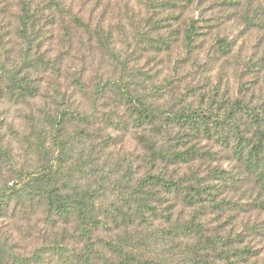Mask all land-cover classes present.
I'll list each match as a JSON object with an SVG mask.
<instances>
[{"label":"trees","instance_id":"16d2710c","mask_svg":"<svg viewBox=\"0 0 264 264\" xmlns=\"http://www.w3.org/2000/svg\"><path fill=\"white\" fill-rule=\"evenodd\" d=\"M69 1L18 0L9 33L1 21L6 7L0 9V101L29 107L21 126L0 117V264H169L159 253L162 242L177 251L173 256L180 257L179 264H244L254 248L206 234L198 221L204 209H220L230 200L218 198L221 184H212L192 166L207 155L200 140L213 139L264 188V100L230 99L217 89L207 94L191 84L184 94L166 79L151 82L147 93L136 88L137 75L129 74L131 67L115 51L111 30ZM139 1L151 27L138 30L133 38L138 47L159 58L180 40L186 55L198 57L203 33L198 20L181 21V36L178 29L159 36L160 23L180 17L194 0ZM214 40L224 56L233 51L229 39L216 35ZM94 48L114 57L120 73L93 80L83 65L67 70L65 62L77 50ZM8 52L16 53L9 65L1 60ZM109 96L114 112L99 109ZM167 97L179 99L174 109L155 103ZM118 107L123 113L116 117ZM72 123L81 127L75 132L83 141L78 159L67 156ZM128 127L142 130L137 138L146 151V170L135 181L120 179L116 198L110 199L93 185L98 181L94 154ZM10 131H16L22 151L37 158L35 166L15 165ZM78 174L84 183L74 180ZM16 215L37 233L28 253L19 252L6 230L5 223Z\"/></svg>","mask_w":264,"mask_h":264},{"label":"rangeland","instance_id":"374dc122","mask_svg":"<svg viewBox=\"0 0 264 264\" xmlns=\"http://www.w3.org/2000/svg\"><path fill=\"white\" fill-rule=\"evenodd\" d=\"M170 1L175 2V0ZM232 1L236 2L231 3ZM17 2L18 0H0V9L6 7V11L1 15L6 33L13 32L11 23L15 18ZM69 2L76 9L81 10L86 18H92L95 24L111 30L115 51L118 55L120 53L119 57L131 67L129 74L137 75V78L135 76L137 83L134 84L136 88L147 93L151 91V82L159 83L166 79L175 85V91L184 94L186 87L191 84L197 87L198 91L207 94L217 89L222 96L230 99L239 98L252 103L264 100V0H194L188 3L180 17L175 14V18L168 17L169 19L165 18V21L160 23L164 24V27L159 28V36L161 34L163 36L167 30L174 29H178L181 36L184 27L181 21H188L190 18L198 20L200 30L203 32L199 38L202 40V46L196 49L198 57H195V53L186 55L181 48L180 40H177L173 42L171 51L160 52L159 58L142 50L133 41V38L138 36V30L147 32L151 27L147 9L139 0H70ZM10 10H13V14L11 12L8 14ZM210 25L211 27H204ZM177 33L176 31L175 35ZM216 35L227 38L232 43L233 51L230 54L224 56L220 50H215ZM15 54L5 53L1 60L9 65L14 61ZM75 55L65 62L69 72H74L83 65L88 68V76L91 75L89 78L93 80L104 78L108 74L120 73L114 65L116 59L102 54L97 48L92 52L88 49L77 50ZM86 55L88 59L84 64L80 63ZM150 74H153L152 79L148 77ZM126 77L130 76L126 75ZM113 98L109 96L101 99L99 109L107 112L116 111L117 108L111 105ZM73 100L83 103V100L77 96H73ZM160 100L158 98L155 103L164 108L174 109L172 105H176L179 99L167 97ZM102 101L105 102L102 104ZM28 108L25 104L15 105L0 101V117L8 118L16 126H21L19 123L24 122L22 120L25 119ZM121 113L123 108L118 107L115 116L118 117ZM23 126L24 123L20 131L23 130ZM79 130L81 127L79 128L77 124H68L69 138L72 139L69 145L72 147L71 152L67 155L70 156L69 159H78L79 151L83 146L82 138L75 133ZM140 134H142L140 129L130 127L121 129L112 134L113 138L110 137L108 147L94 154L96 165L93 170L98 181L93 185H97L100 189V195L106 193L108 198H116L120 179L123 178V182L128 178L135 181L145 172L146 151L137 138ZM9 138L12 140L15 165L19 168L35 166L37 158L30 157L22 151L20 148L22 143H19L16 131L15 133L10 131ZM199 145L207 155L194 160L192 168L212 184H221L218 198L229 199L230 203L220 209L212 207L204 209L198 221H201L206 234L216 233L226 238L232 237L230 241L235 247L254 248V256L244 264H264V188L215 140L202 139ZM220 170H224V174L219 175ZM82 178L84 177L78 174L74 180L82 184L84 183ZM100 178L104 179L103 182H99ZM23 218V215H16L5 225L8 234L16 243V248L21 250L19 252L28 253L36 245L37 233L31 232L27 225L29 223L26 224V219ZM31 220L34 222L35 217ZM137 229L143 230L141 227ZM146 231L147 229L143 232ZM159 253L169 264H179L180 257L173 256L178 255L177 251L169 248L166 242L159 243Z\"/></svg>","mask_w":264,"mask_h":264}]
</instances>
